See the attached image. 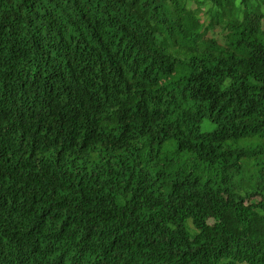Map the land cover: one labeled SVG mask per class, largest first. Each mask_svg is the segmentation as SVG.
I'll use <instances>...</instances> for the list:
<instances>
[{"label":"trees","instance_id":"1","mask_svg":"<svg viewBox=\"0 0 264 264\" xmlns=\"http://www.w3.org/2000/svg\"><path fill=\"white\" fill-rule=\"evenodd\" d=\"M0 264H264V0H0Z\"/></svg>","mask_w":264,"mask_h":264}]
</instances>
